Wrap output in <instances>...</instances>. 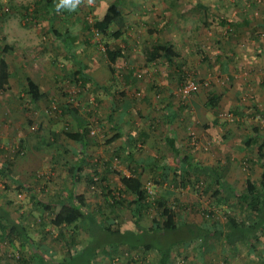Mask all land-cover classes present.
I'll return each mask as SVG.
<instances>
[{"label":"rangeland","instance_id":"obj_1","mask_svg":"<svg viewBox=\"0 0 264 264\" xmlns=\"http://www.w3.org/2000/svg\"><path fill=\"white\" fill-rule=\"evenodd\" d=\"M25 1V6L31 7L36 0ZM41 2L40 8H49L45 2H52V11H14L11 0H0V58L5 45L3 38L8 35L10 27L18 32L23 29L27 33V41L40 43V49L32 44L24 49V63L36 59L33 62L37 61V64H27L24 71L21 70L24 65L21 68L18 63L13 65L18 78L11 79L6 92H0V206L9 210L32 238V244L25 249L24 258L33 261L38 252H45L48 261L56 264L68 252L73 253L72 229L64 226L59 229L51 224L55 210L53 204L60 197L71 202L75 197L84 200V210L96 217L97 224L93 226L106 222L118 233L139 231V222L151 227L157 216L156 200L161 197L175 205L180 223L196 226L207 224L209 228L217 224L226 226L227 216L232 214L243 217L238 208L237 194L244 191L246 177L259 181L263 172L261 164L264 163V149L260 147L264 143V0H79L75 8L61 5V0ZM114 2L120 5L122 11H130L131 17L138 21L131 20L130 29L119 39H108L101 33L96 35L94 25L101 7L104 3ZM156 11H173L170 24L175 33L185 21H189V27L201 23L205 43L200 49V45L189 49L194 57L176 59L173 65L163 62L161 66L148 68L144 58L139 57V47H134L133 41L140 45L145 39V42L149 41L147 38H150L151 31H157L164 25L151 19ZM71 27L76 28V59L86 65L87 73L94 79L85 87L84 82L74 75L78 64L64 57V46L61 43L53 48L50 46L52 30L60 32ZM107 45L122 50L126 55L118 60L115 74L108 72ZM179 48L180 52L185 51L183 45ZM19 56L14 60H18ZM131 59L134 61L132 64ZM132 67H138L134 73H141L142 78L135 80L136 89L126 93L127 99L136 102L134 110L124 114V123L128 129L137 132L144 126H153L149 128L154 140L150 146L152 151H144V156H152L155 152L158 164H162L161 158L165 157L167 151L162 142L171 117L166 102L171 98L189 111L187 118H180L179 123L180 129L182 122L187 123L185 134L188 146L184 148L185 153L195 157L205 156L208 160L203 161H209L210 157L215 156V149L218 148V153L223 149H233L235 152L231 150L232 154L241 158L236 161L239 163L238 169L242 168L245 176L238 178L236 194L230 195L224 205L213 204L205 178L195 182L194 190L184 188L182 192L177 178L172 181L171 175L170 178L156 174L139 176L149 191L150 203L140 221L133 215L132 209L112 206L111 196L119 200L122 197L127 201L132 199L123 192L120 175L132 174L131 171L136 169L135 163L130 162L125 153L116 150L115 145L110 146L111 138L115 135L112 125L118 120L122 121L116 110L123 108L122 104L126 101L118 92L122 88L124 91L129 89L124 77ZM46 70L49 73L54 71L57 78L49 81ZM27 72L42 87L45 98L39 103L33 102L26 94ZM152 76H156V79L153 80ZM190 78L196 80L201 88L191 97L183 99L179 89ZM152 81L159 82L156 87L161 86L162 90L154 91L153 87L154 103L145 107L144 99L149 97V92L144 87ZM108 91L116 95L119 104L109 103ZM211 93L221 97L215 109L206 104ZM193 102L199 105L198 109L194 108ZM69 103L80 108L81 123L90 130L86 148L65 134V131L77 130L76 124L64 110ZM228 124L233 127L229 128L231 132L225 129ZM247 132L253 135L252 147L248 151L240 150L246 144L243 135ZM226 133L230 134L231 139L234 137V142L223 139ZM193 141L197 144L194 145ZM119 142L123 143V140ZM81 153L85 154L80 168L81 180L75 184V168L72 167L76 166L78 154ZM89 176L97 182L94 188L87 185ZM109 190L112 194L106 199ZM39 199L47 208L38 205ZM179 199L187 206L181 205ZM186 199L189 201L186 202ZM93 226L86 220L80 223L79 238L75 244L85 250L93 246L94 263H158L159 255L155 252H142L126 244L116 245L117 250H114V241L105 246L99 245L97 234L90 231ZM146 238L157 245L165 240L170 243L157 233ZM182 242L173 248L171 264H264V234L257 244L259 249L252 252L248 245L233 248L222 240L212 239L208 253L203 254L201 247L193 244L191 248L185 245L186 241ZM21 243L20 239H16L15 246L0 243V264H17L15 254L21 249Z\"/></svg>","mask_w":264,"mask_h":264},{"label":"trees","instance_id":"obj_2","mask_svg":"<svg viewBox=\"0 0 264 264\" xmlns=\"http://www.w3.org/2000/svg\"><path fill=\"white\" fill-rule=\"evenodd\" d=\"M179 1V0H176ZM53 3L47 4L49 11H52L51 7ZM101 13L96 19L94 27L106 38L108 39H119L123 37L126 33V19L120 9L118 3L103 4L100 9ZM147 55L149 61H156L162 57L169 60L174 59L178 54L174 51L173 46L157 44L147 47ZM5 51H2L4 53ZM123 52L120 49L113 48L107 45L106 49V60L108 70L112 73L115 72V66L119 58L123 57ZM10 66L5 58H0V92H6L10 88L11 75ZM78 75L82 76L81 80L90 81L91 78L86 75L84 68L81 67L77 72ZM79 80V79H77ZM26 94L30 99L39 103L44 98L45 95L42 93L40 86L30 77L26 78ZM85 87V86H84ZM221 97L215 93H211L207 100V107L215 109ZM80 108L68 104L64 109L73 116L79 122ZM80 130L76 133H71L72 136L76 137L75 141L81 144L82 148H86L89 144V128L87 125L79 126ZM65 133H67L65 131ZM71 136V135H70ZM167 143L169 147L173 150L176 161H178L176 170H174L175 175L191 173L204 174L209 177L214 178L217 188L214 190L212 198H216L215 202L217 205H222L226 199L224 194L234 195L231 187L225 182L224 178L217 175L211 168L205 167L201 164H193L192 160L188 156H183L180 145L177 143V139L171 131V135L167 137ZM130 155V153H129ZM85 154L81 153L78 155V160L74 169V183H78L81 180L80 168L83 164ZM263 172L260 176L258 182L253 181L251 178L247 179L245 189L242 193L238 195V208L240 209L241 215L232 214L227 216L226 226L221 224L212 225L207 227L206 225L196 226L189 224L187 222H179L177 208L173 203L162 198L156 200V211L157 216L153 219V225L151 227L139 226L140 230L137 232L126 231L118 233L115 231L111 225H100L97 224L96 217L92 213L87 212L86 204L84 200L75 197L72 202L65 200V198L60 197L59 201L54 202L53 206L55 208L53 217L51 220L52 226L56 228L70 227L72 229L71 242L73 245V253H69L56 264H96L94 263V258H92L93 253H95L93 246H89L86 250L77 247L76 240L78 241L79 234V224L83 221H87L90 226H93L90 231L97 234L100 240L99 245H108L111 241L115 242L114 250H117L116 245L126 244L131 245L134 249H144L146 251L154 250L159 255V261L157 264H171L173 258V248L186 241L185 245H189L193 248V244H200L202 249L207 248L212 239H219L225 242L233 248L238 246H249L252 250L259 249L258 242L261 236L264 234V163L262 164ZM7 169V168H6ZM175 169V168H174ZM9 172L11 169L8 170ZM87 185L90 188H94L97 182L93 177H87ZM120 182L122 184V190L127 195L131 196V201L126 199H116L115 196H111L113 201L111 202L113 207H128L132 209V213L137 218L143 216V211L149 207V191L145 188L143 181L139 176L134 175H120ZM107 186H104V188ZM28 190H30L28 188ZM112 192L109 190L106 195L110 196ZM34 195V194H33ZM223 196V197H222ZM35 198V197H34ZM38 205H46L39 199ZM226 202V201H225ZM246 214V215H245ZM89 228V227H88ZM152 233L160 234V237H165L169 241H162L161 244H156V242H151L146 237ZM26 227L22 223L16 222L12 217L11 212L4 207L0 206V243L15 246L16 239L21 240V249L17 251L15 256H17V264H52L48 261L45 252H38L37 257H33V261H27L24 258V252L27 245L32 244V238L28 235ZM92 235V233H91ZM143 235V236H142ZM62 238L64 236L61 233ZM171 238L173 240L171 241ZM166 245V247H165ZM93 251V252H92ZM83 253H89V255H81ZM40 260V261H39Z\"/></svg>","mask_w":264,"mask_h":264},{"label":"crops","instance_id":"obj_3","mask_svg":"<svg viewBox=\"0 0 264 264\" xmlns=\"http://www.w3.org/2000/svg\"><path fill=\"white\" fill-rule=\"evenodd\" d=\"M25 3H26L25 0H11V5L13 6L12 8H14V11H31V12L32 11H44V10L49 11L48 8H44V7L40 8L41 7L40 5L42 4L41 0H38V1L36 0L34 2L33 6H31V7L25 6ZM45 3L48 4L47 2H45ZM178 12L181 13L184 11H178ZM122 13L126 19V23H127L126 31H127L130 29L129 22H131V20L136 22L137 18H134V17L132 18L130 11H122ZM172 14H173V11H156L153 15H151V19L153 20V18H154L153 22H156V21L162 22V23H164V25L159 27L157 29V31H151L150 38L152 37L153 34H154V36L151 39L147 38L149 41L145 42V40H146L145 39V40H143L144 42L141 45L138 42L133 41L134 47H137V48L139 47V50L137 51V53L140 55L139 57L144 58L145 63H147L148 68H156L158 65L161 66L163 62L168 63L169 65H173L175 63L176 59L194 57L193 54H191V52L189 51V49L192 48V46H194V45H196V46L200 45V47H199V49H200L201 45H203L205 43L204 42V30L202 29L201 23H197L196 25L189 27L187 24L189 21H185L184 24L180 28L181 31L179 30V31H176V33H175V31L172 29V25L170 24V20H171L170 18L172 16ZM184 15L186 17L187 14L184 13ZM191 22H193V21H191ZM79 29L81 30V26H79ZM75 30H76V28L74 29V27L60 31L63 33H60L57 29L52 30L53 39L51 41L50 46H51V48H53V46H57V45L59 46L60 43L64 46V49L66 50V52H65L66 55H64V57L66 59H68L69 61H72V62L74 61L78 64V70L75 72L74 75L79 80L82 79L81 78L82 76L78 75L77 72L79 71V69L81 67L84 68L86 75H88L91 78L90 81H87V80L85 81L84 86H86L89 82H93L94 79L92 78L91 75H89V73H87L86 65H84L82 61H79L76 59V51H77L78 47L76 46L77 35L75 34V32H76ZM33 31H36V29H33ZM7 32H8V35H5L3 38L5 45H4V48L2 51H5V52L1 53V57L5 58L6 61L9 63L10 73H11L10 77L13 80L15 78H18V76H15L16 70L14 69L15 71H13V67L15 66V64H17V63L20 64V68H21V65H24L21 68V70H23V71L26 70V69H24V67L27 64H30V63L37 64L36 63L37 61L33 62L36 59L28 60L27 63H24L26 61L24 59L25 58L24 49H28L30 44H32L31 46L38 47L40 49V43H38L37 41L35 43L27 41L28 36H27V33H25V31H23V29L20 32H18L15 28L10 27ZM177 32H179V33H177ZM161 33L163 34V36L161 35ZM37 37L38 38L40 37L39 32L37 33ZM157 44L173 46L174 51L178 54V56L172 60H169L165 57H162L156 61H149L148 56H147L146 47L157 45ZM180 45H183V47L185 48L184 52H180L181 51L179 48ZM51 48H50V50H51ZM53 55H55L54 52H53ZM123 55H124V53H123ZM16 56H19L18 60H14V58ZM22 56H23V60L21 59ZM125 57H126V55H124L123 57H121L119 59H124ZM16 61H19V62H16ZM132 63H134L133 59H131V64ZM52 68H54V67H52ZM134 69L138 70V67H136V68L132 67L130 70H128L127 75H125V77H124L126 80V85L128 86L129 89H126V91H124L125 89L122 88L121 91L118 92L122 96H124L123 100L126 99V101L124 104H122L123 108L116 110V112L120 113L118 118H122V121L118 120L114 123V125H112L113 132L115 133V135H114V137L111 138V141H110L111 145L110 144H108V145H110V146L115 145L116 150H118L119 152L125 153V155H127V159L130 160V162L135 163L134 165H135L136 169L131 171L134 175L144 176V177L148 176V175L154 176L156 174H158V176H164V177L171 175L172 178L170 176L169 177L171 178L172 181L176 180V178H177V181L179 182L180 190H182V192H183L184 188L186 190L187 189L191 190V188L194 190L195 189L194 188L195 182L200 181V179H202V178H205V181L207 183V187L209 188L207 190H209V193L211 194L210 198L213 199V204L216 206H221V205H217L215 203L217 201L216 198H212L214 190L217 188V185H216L214 178L209 177L208 175L194 173V171L192 172V175H191V173L190 174L189 173L188 174L183 173V174H179V175L174 174V170L177 169V167L175 165H177L178 161H176L175 154L167 143V137L170 136L171 131H173V134L177 139V143L180 145L182 155L188 156L193 162L192 165L193 164H201V165H204L205 167L211 168L212 171H214L217 175L224 178L225 182H227L228 185L231 187L232 191H234V194H236V192H237L236 191V184H237L238 178H242L243 175L245 176V173L242 171L243 169L242 168H241V170L238 169L239 163H237V161L241 158H236L235 155L232 154V151L235 152L233 149H231L232 151L231 150L228 151V150L223 149L222 151H219L220 153H218L217 152L218 148L215 145L213 146V147L217 148V149H215V151L213 149V151L215 152V156L213 158L210 157L209 161H203V159H207V157H205V156L195 157V155L185 153L184 148H186L188 146V140L186 138L187 135L185 134L186 133L185 125H187V123L182 122V128L181 129H180L179 123H180V118H184V116H185V118H187L189 111H188L187 107L182 106V105L179 106L178 105L179 102L173 101V100H171V98L166 102L167 107L171 110V113H170L171 117L169 118V121L167 122L168 131L164 137V142H162L164 144V146L167 147V151L165 152V157L161 158L162 164H160V165L158 164V155L155 152L152 153V156L150 154L144 156V154H143L144 151H146V152L152 151L150 146L154 143V140L152 138V131L149 128L150 127L153 128V126L152 125L144 126L142 129H139L137 132L136 130L128 129L124 123V118L126 117L125 113L132 110V109L134 110V103L136 102V101H133V99H131V100L127 99L126 93H128V91L130 89L131 90L136 89V86H134L135 80L137 78H138V80L140 78H142V74L141 73L135 74ZM53 72L54 71H51L49 73L46 70V74H49L48 75L49 81L57 78L56 73H53ZM108 72L110 74H115L116 71L114 73H112L108 70ZM27 73L28 74H26L25 79L27 77H30L33 80L35 79L34 77L31 76V74L29 72H27ZM51 74H53V75H51ZM155 75L157 76L156 73H155ZM155 77L152 76V79L155 80L156 79ZM44 78H46V76ZM158 84H160V83L159 82L153 83V81H152L150 84L147 83L145 85L144 88H146V92L147 91L149 92V97L144 99L145 107H149V105L151 103H154V101H153L154 94H152L153 89L155 88L154 91H156L158 89L162 90L161 86H158V89H157L156 85H158ZM39 86H41V85L39 84ZM124 88H125V86H124ZM150 89H152V91ZM167 89H168V87H167ZM41 91H42V87H41ZM165 97H166V95H165ZM108 98H109L108 100H109L110 104H113V105H114V103L119 104V99H116V95H114L111 91H108ZM193 106L195 109L199 108V105L195 102H193ZM112 114H113V111H111L110 115H112ZM66 115H69L70 119L76 124L77 130H80L79 126H80V124L82 125V123H81V118H82L81 112H80L79 122H77L76 119L74 120L73 116H71L68 112H66ZM209 122L213 123L211 121H209ZM203 124H205V122ZM230 127L233 128L229 124L227 125V127H225L227 132H231L229 130ZM77 130L76 131L72 130L70 132L65 133L66 136L69 139L73 140L75 143H78V142L75 141L76 137L72 136L71 133H76ZM206 131H209V129L206 128ZM200 132L202 133V129ZM235 133H236V130L234 129V134ZM229 135L230 134L226 133V136L224 135L223 139L225 138V141H227V142H229V141L234 142V137H233V139H231L229 137ZM203 137H204L203 139H205V136H203ZM243 137H244L243 142L244 143L246 142V144L243 148L241 147L240 150L241 149H244V150L247 149V151H248L252 147L251 139L253 138V135H252V133L247 132V133H244ZM113 139H115V141H113ZM120 140L121 141L123 140V143L119 142ZM238 140L239 139H237L236 141H238ZM120 143L122 145H120ZM260 147L262 149H264V143L261 144ZM137 150H139V151L137 152ZM129 153H130V155H129ZM78 155H80V154H78ZM242 156H244V155H242ZM77 160H78V158H77ZM231 160H232V162H231ZM259 160H261V159L259 158ZM221 163H223V164L220 165ZM262 164H261V166H262ZM173 177H175V178L173 179ZM248 178L249 177L245 178L246 182H247ZM27 191H29V190L27 189ZM30 191H31V189H30ZM170 194H172V193H170ZM239 194H237V196ZM223 196L225 197V199H226L225 201L227 202L230 195L224 194ZM57 201H59V199L58 200L56 199V202ZM188 201H189V199H186V202H188ZM225 201H223L224 203L222 205H224L226 203ZM179 202L181 205L187 206L186 204H182L180 199H179ZM141 218H137V220L140 221ZM137 226L139 227V226H145V225H142L139 222L137 224ZM145 227H149V226H145ZM138 230H140V229H138ZM196 245H197V247L199 246V248L201 247L200 244H196ZM200 249L202 250L203 254L204 253L207 254L209 251L208 246L205 249H202V248H200ZM210 249H212V247ZM135 250H139L142 252L143 251L144 252H155L154 250H150V251H146L144 249H135ZM249 250H251V252H252L251 248ZM155 264H157V263H155Z\"/></svg>","mask_w":264,"mask_h":264},{"label":"built area","instance_id":"obj_4","mask_svg":"<svg viewBox=\"0 0 264 264\" xmlns=\"http://www.w3.org/2000/svg\"><path fill=\"white\" fill-rule=\"evenodd\" d=\"M96 35H100V32L96 29ZM201 88V85L194 79L190 78L180 87L179 94L183 99L191 97L193 94L197 93ZM196 145V141H193Z\"/></svg>","mask_w":264,"mask_h":264},{"label":"clouds","instance_id":"obj_5","mask_svg":"<svg viewBox=\"0 0 264 264\" xmlns=\"http://www.w3.org/2000/svg\"><path fill=\"white\" fill-rule=\"evenodd\" d=\"M78 2H79V0H61V4L62 5H66V6H69L71 8H75L76 7V4Z\"/></svg>","mask_w":264,"mask_h":264}]
</instances>
